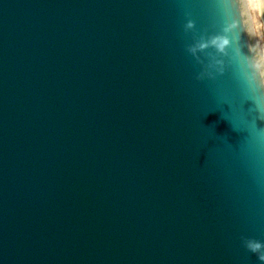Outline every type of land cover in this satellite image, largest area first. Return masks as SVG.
Segmentation results:
<instances>
[{
  "label": "water",
  "instance_id": "1",
  "mask_svg": "<svg viewBox=\"0 0 264 264\" xmlns=\"http://www.w3.org/2000/svg\"><path fill=\"white\" fill-rule=\"evenodd\" d=\"M262 58L264 0H0V264H264Z\"/></svg>",
  "mask_w": 264,
  "mask_h": 264
},
{
  "label": "clouds",
  "instance_id": "2",
  "mask_svg": "<svg viewBox=\"0 0 264 264\" xmlns=\"http://www.w3.org/2000/svg\"><path fill=\"white\" fill-rule=\"evenodd\" d=\"M217 43H218V46L221 49H223L229 43V41L227 39H221V40L217 41ZM262 59H264V58H262ZM257 67L260 70L262 76H264V63H257ZM250 247H251L252 251L255 252V251H258L260 249L261 245L259 243H255V244L250 245ZM259 259L264 260V254H261Z\"/></svg>",
  "mask_w": 264,
  "mask_h": 264
}]
</instances>
